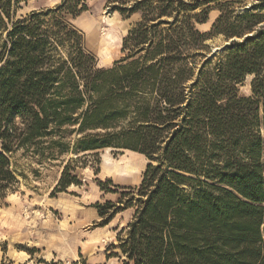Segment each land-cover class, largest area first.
I'll use <instances>...</instances> for the list:
<instances>
[{
	"label": "trees",
	"instance_id": "trees-1",
	"mask_svg": "<svg viewBox=\"0 0 264 264\" xmlns=\"http://www.w3.org/2000/svg\"><path fill=\"white\" fill-rule=\"evenodd\" d=\"M222 2L112 0L143 18L126 57L98 69L64 21L44 11L13 21V0H0V196L17 182L15 153L43 161L125 149L150 161L137 196L97 206L105 226L136 208L118 234L124 264H264V0L243 12L234 8L243 0ZM214 10L211 31L198 30ZM219 35L243 40L197 71ZM248 75L253 95L241 97ZM70 171L69 162L55 192L80 184Z\"/></svg>",
	"mask_w": 264,
	"mask_h": 264
},
{
	"label": "rangeland",
	"instance_id": "rangeland-1",
	"mask_svg": "<svg viewBox=\"0 0 264 264\" xmlns=\"http://www.w3.org/2000/svg\"><path fill=\"white\" fill-rule=\"evenodd\" d=\"M112 0H13L12 19L17 21L32 12L46 20L58 17L70 30L82 37V46L86 53L96 60L98 69H110L117 61L126 57L123 52L124 41L138 23L142 21L141 12L125 17L113 9ZM236 2V0H223ZM258 0H243L234 8L243 12ZM74 7V13H59V7ZM87 10L77 14L82 6ZM53 10L48 15V10ZM109 17L113 27L102 21ZM220 16L219 10L210 13L206 25L196 24L201 32H210L214 22ZM107 28L108 35L103 34ZM248 34L246 36H250ZM235 39V40H233ZM241 38L226 39L223 35L210 38L204 57H198L197 71L205 62L211 60L214 66L225 46ZM66 54V49L62 50ZM253 75H248L238 85L239 96L250 97ZM82 135H70L71 143ZM73 146V145H72ZM1 150V142H0ZM95 153H98L95 155ZM78 153L70 151L56 160H43L22 152L11 156V170L17 182L0 196V264H124L118 241L121 227H126L133 219L136 208L126 209L116 215L114 220L104 225L97 206L107 202L118 203L122 194L137 189L143 181V175L150 163L145 155L125 149L108 148L100 151ZM70 162V174L76 176L79 185H71L64 192H55L65 166ZM129 164V165H128ZM116 166L122 168L119 182L107 172ZM132 166L133 172L124 168ZM107 170V172H106ZM113 178V179H112ZM111 180L112 185L101 186ZM138 180V181H137ZM126 183V185L124 184ZM112 191V192H109ZM118 233L115 235L114 232ZM110 233L109 237L98 238L100 233ZM115 247V248H114ZM118 255V256H117Z\"/></svg>",
	"mask_w": 264,
	"mask_h": 264
},
{
	"label": "bare ground",
	"instance_id": "bare-ground-1",
	"mask_svg": "<svg viewBox=\"0 0 264 264\" xmlns=\"http://www.w3.org/2000/svg\"><path fill=\"white\" fill-rule=\"evenodd\" d=\"M105 25H107L109 28H111V27H113V22H112V20L107 16V17H105L104 19H103V21H102ZM103 34H105V35H108V32H107V28H104L103 29ZM129 165V164H128ZM122 168H120V166H116L115 168H113V170H111V171H109V172H107V170H106V172H107V174H111V177H114L115 178V180L117 181V182H119L120 181V179H121V175H122V173L120 172V170H121ZM124 169H126L125 171L126 172H133V167L132 166H129V167H126V168H124ZM113 179V178H112ZM138 181V180H137Z\"/></svg>",
	"mask_w": 264,
	"mask_h": 264
},
{
	"label": "crops",
	"instance_id": "crops-1",
	"mask_svg": "<svg viewBox=\"0 0 264 264\" xmlns=\"http://www.w3.org/2000/svg\"><path fill=\"white\" fill-rule=\"evenodd\" d=\"M125 185H126V183H124ZM124 227L122 226L120 229L122 230ZM118 233V231L117 232H114V234L116 235ZM99 235V237L100 238H98L97 240H98V242H99V239H102V238H104V237H109V235H110V233L108 232L107 234H103V233H100V234H98Z\"/></svg>",
	"mask_w": 264,
	"mask_h": 264
},
{
	"label": "water",
	"instance_id": "water-1",
	"mask_svg": "<svg viewBox=\"0 0 264 264\" xmlns=\"http://www.w3.org/2000/svg\"><path fill=\"white\" fill-rule=\"evenodd\" d=\"M233 40H235V39H233ZM233 40H232V41H233Z\"/></svg>",
	"mask_w": 264,
	"mask_h": 264
}]
</instances>
